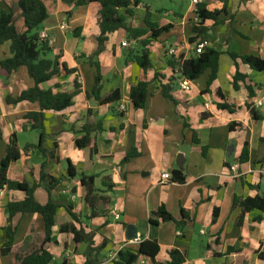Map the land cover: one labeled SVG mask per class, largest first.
<instances>
[{
	"label": "crops",
	"instance_id": "crops-1",
	"mask_svg": "<svg viewBox=\"0 0 264 264\" xmlns=\"http://www.w3.org/2000/svg\"><path fill=\"white\" fill-rule=\"evenodd\" d=\"M40 1L47 19L37 30L48 36L47 59L55 60L59 69L40 88L53 94H71L75 90L77 94L69 108L43 112L42 157L33 148L38 144L39 130L32 121L24 119L28 113L39 112L38 104L6 103V98L15 99L34 83L25 68L6 78L0 72V160L9 140L15 137L20 158L9 166L8 180L37 185L42 164L52 177L62 179L51 195L59 208L50 242L45 246L52 256L50 264H114L117 258L110 261L109 257L117 255L128 241L129 226L135 235L155 240L159 247L157 262L140 258L135 264H165L170 250L181 252L184 264H264L258 258L264 253V214L252 211L242 215L239 208L232 207L233 199L264 198V181L256 173L264 163V119L254 121L246 108L249 105L264 114V72L252 71L228 56L235 53L264 60V0H226L225 14L219 17L221 23H204L206 47L220 53L216 79L206 89L208 70L190 82L187 93L177 88L179 79L166 66V60L171 56L188 60L194 55L192 27L197 5L213 11L220 10L222 4L216 0H196L193 4L189 0L180 11L173 7L158 10L143 0L133 8L132 16L124 17L128 27L144 30L145 34L135 41L124 30L108 34L103 51L95 59L101 79L100 97L113 92L118 95V100L109 104H100L92 96L96 68L87 61L97 48L99 5L76 7L77 0L72 4ZM6 7L12 10L16 30L24 32L16 0H0V13ZM120 13L123 15V11ZM146 14L156 28L168 30L146 47L151 68L142 71L135 63H126L125 55L128 49L138 47L139 41L149 39L150 32L143 23ZM122 43L127 47H121ZM9 47V42L0 46V61L10 57ZM169 50L173 55L168 56ZM236 70L247 78L237 82L234 90ZM172 76L176 80L170 85L172 100H168L162 96L161 86L169 84ZM137 82L147 84L142 110H134L129 100L130 86ZM248 83L252 98L247 94ZM220 103L235 109L219 110ZM119 105L124 106L123 112L118 110ZM232 123L235 126L230 130ZM94 127L97 130L91 133L89 145L79 149L75 141L83 139V129ZM230 146L234 149L228 157L226 150ZM244 149L247 160L239 163ZM132 152L134 157L124 161ZM68 164L77 175L96 177L95 188L110 199L108 213L90 216L86 191L78 177L68 176ZM229 166L236 167L238 178L228 177ZM174 171L185 177L183 184H159L161 174L171 175ZM107 186L111 187L110 192L101 193ZM33 197L39 205L48 201L41 187L34 190ZM24 198L23 192L0 190V249L6 242V206ZM159 207L173 221H156L152 227L148 221ZM113 208L119 213L118 221L111 216ZM11 224L16 229L13 254L28 249L33 241L31 231H44L38 214H17ZM70 224L92 234L89 248L85 243L76 244L71 234L60 232L62 225ZM0 264H11L10 257L0 253Z\"/></svg>",
	"mask_w": 264,
	"mask_h": 264
},
{
	"label": "trees",
	"instance_id": "trees-1",
	"mask_svg": "<svg viewBox=\"0 0 264 264\" xmlns=\"http://www.w3.org/2000/svg\"><path fill=\"white\" fill-rule=\"evenodd\" d=\"M63 3L72 4L74 0H61ZM143 0H77L76 7L85 6L91 3L99 5L98 11V28L99 36L96 39L97 48L94 54L88 57L89 64L96 68L95 85L92 90V96L100 104H109L118 100L117 93L113 92L108 97H100V76L98 71V64L95 59L103 51L104 44L107 40V35L118 30H124L128 38L132 41L137 40L145 34L144 30L132 29L125 23L126 16L133 15V8H136ZM222 4L220 10L208 11L205 5H197L196 16L197 22L192 27V32L195 34L193 42L196 44L204 42L207 36V28L203 27L204 23L209 21L214 25L220 24V15L225 14L226 0H216ZM17 8L20 11V18L23 20L25 31L19 33L14 25V16L10 7H6L5 11L0 13V46L6 42L10 43L9 52L10 57L0 61V72L8 77L12 72L19 68H25L28 77L33 81L32 88L23 91L15 99L6 98L8 105H16L21 102L36 103L39 107L38 113H28L24 116L26 121H32L36 126L34 128L39 130V141L33 148L38 153L45 156V152L41 149V144L44 139L42 133L41 122L43 120V112L53 111L61 112L72 105V100L77 94L75 90L71 94H53L50 90H43L40 86L48 82L52 77L59 73L57 62L47 59L50 52L48 43L40 39L39 31L41 24L47 19V12L40 0H16ZM123 11V15L120 13ZM145 28L150 32L148 40L139 41V46L134 49H128L126 52V63H135L142 71L151 68L150 60L148 58V51L146 47L150 41H155L162 33L168 30L167 27L156 28L155 25L149 21V15L146 14L143 21ZM220 53L212 48L204 47L199 55H193L188 60H183L181 57L175 58L173 56L166 60V66L171 68L180 79H185L189 82L197 80L204 72L210 71L207 80L206 89L216 79L218 69V59ZM230 59L235 62L239 60L242 64L255 72H264V60L251 55L238 56L235 53H229ZM65 72H69L63 67ZM157 77V75H156ZM247 77L240 75L237 70L233 76L232 87L237 90V82H244ZM174 76L171 77L169 84L162 85V96L168 100H172L170 92L172 85L175 82ZM246 90L249 98L253 97V90L249 83L246 85ZM219 96V95H218ZM147 97V84L145 82H137L132 84L129 89V100L134 110H142L145 106ZM220 97V96H219ZM221 98V97H220ZM219 110H226L233 112L235 107L220 103L217 105ZM246 108L254 121L263 120L264 114L261 115L252 106L247 105ZM235 126L234 123L229 125L231 130ZM85 136L82 140H76L75 144L79 149L89 145L91 141V133L97 130V127L92 129L84 128ZM27 147L24 148L26 150ZM134 153H129L124 158V161L133 158ZM20 158V152L17 147L15 137H12L7 146L4 158L0 160V190L6 189L9 191H19L25 194L23 201L18 203H9L6 208L8 211V219L5 228L3 229L6 235V242L0 249L3 256H9L11 264H50L52 261L51 254L46 250L45 246L50 242L51 230L55 224L56 212L59 208L51 200L53 190L62 182L61 178L52 177L44 169V164L40 167L39 183L37 185H27L25 183L12 182L7 179L6 173L9 166ZM247 160V152L244 149L239 158V163ZM67 174L69 177H78L80 185L85 189V202L90 209L91 215L95 216L97 213L105 215L108 213L110 199L105 195H100L94 186V176L77 175L74 169L68 164ZM106 180V178H103ZM171 182L183 184L185 177L179 172L174 171L171 174ZM44 189L48 196V201L45 205H39L34 197L33 192L36 188ZM111 187L107 186L104 192H110ZM232 207L239 208L241 214L252 211H258L264 214V198L254 197L244 200L233 199ZM72 220L77 222L75 216L71 213ZM17 214H38L44 224V231L42 234H34L33 241L28 249L22 254L12 253L13 237L15 234V227L11 224V219ZM259 220V219H258ZM156 221L171 222L172 217L166 212L163 207H159L156 212L151 214L148 224L152 227L156 226ZM179 225V224H178ZM60 232H66L72 235L76 244L85 243L89 248L92 245V234H85L83 230H76L73 225H62ZM159 247L155 240L145 239L137 247H127L117 253V261L114 264H135L140 258H147L151 262H157V255ZM259 260L264 262V253L258 255ZM165 264H184V256L177 250H170L167 252V261Z\"/></svg>",
	"mask_w": 264,
	"mask_h": 264
},
{
	"label": "built area",
	"instance_id": "built-area-1",
	"mask_svg": "<svg viewBox=\"0 0 264 264\" xmlns=\"http://www.w3.org/2000/svg\"><path fill=\"white\" fill-rule=\"evenodd\" d=\"M192 3L193 4H196V0H192ZM197 16H196V13H195V22H197ZM264 22V20H263ZM40 39L45 41L46 43H48L49 39H48V36L46 35V33H41L40 34ZM121 47H127V45L125 43H122L121 44ZM204 47H206V42H199L197 44H195L194 46V54L195 55H199L202 53ZM173 51L172 50H169L167 52L168 56H171L173 55ZM78 82L79 79H78ZM177 88L182 92V93H187L190 91V82L185 80V79H180L177 83ZM260 105V104H258ZM207 107V106H205ZM118 110L123 112L125 110L124 106L123 105H119L118 107ZM256 173L260 176V178L264 181V163L260 164L257 169H256ZM228 177L229 178H238L239 175L237 174L236 172V167L235 166H229L228 167ZM171 181V175L170 174H167V173H164V174H161L159 176V184L160 185H163V184H166V183H169ZM111 216L113 217L114 221H118L120 216H119V213L117 211L116 208H113L111 210ZM144 240V237H142L141 235H134V237L130 240H128L122 247V250L127 248V247H137L139 244L142 243V241ZM114 258H117V255H111L109 257V260L112 261Z\"/></svg>",
	"mask_w": 264,
	"mask_h": 264
},
{
	"label": "rangeland",
	"instance_id": "rangeland-1",
	"mask_svg": "<svg viewBox=\"0 0 264 264\" xmlns=\"http://www.w3.org/2000/svg\"><path fill=\"white\" fill-rule=\"evenodd\" d=\"M188 2L189 0H163V2H160V0H145V3L151 6L152 8H159L158 10H160L161 8L168 9L173 7L176 8L178 11L184 9Z\"/></svg>",
	"mask_w": 264,
	"mask_h": 264
},
{
	"label": "water",
	"instance_id": "water-1",
	"mask_svg": "<svg viewBox=\"0 0 264 264\" xmlns=\"http://www.w3.org/2000/svg\"><path fill=\"white\" fill-rule=\"evenodd\" d=\"M37 30V29H36ZM233 146H230V147H228V149L226 150V155L228 156V157H230L231 156V154H232V152H233ZM180 158V157H179ZM134 235H135V231H134V229L132 228V227H128L127 228V233H126V239L127 240H130V239H132L133 237H134Z\"/></svg>",
	"mask_w": 264,
	"mask_h": 264
}]
</instances>
